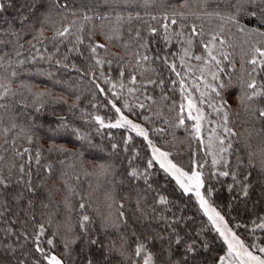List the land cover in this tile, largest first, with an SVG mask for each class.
Listing matches in <instances>:
<instances>
[{
  "label": "snow or ice",
  "instance_id": "snow-or-ice-1",
  "mask_svg": "<svg viewBox=\"0 0 264 264\" xmlns=\"http://www.w3.org/2000/svg\"><path fill=\"white\" fill-rule=\"evenodd\" d=\"M149 2L154 0H145V3ZM187 3L188 0H185L180 7H186ZM111 4L112 0H91V3L82 4L79 12L70 13L76 19L57 28L50 38L44 36L45 25L51 18V12H46L39 18L38 29L32 25V39L27 41L30 53L35 51L36 55L29 54L26 58H21L22 50L25 48L21 41L23 29L29 23L30 16L21 17V31H16L14 27L7 31L0 29V69H4V72L0 73L2 110L0 137L3 138V144H0V225H3L0 227V264H113L115 255L124 260H131V264H264V239H260L259 242L247 239L249 233L253 237L257 231L264 233V213L255 212L257 205L264 201V180L260 179L264 178V149L257 153L251 150L247 141L238 139L241 133L232 126L230 116L232 109L226 95L232 86V72L228 69L231 68L233 72L236 70L235 61L231 59L233 53L228 49L234 50L237 47L232 37L238 35L241 38L239 47L243 56L241 70L247 79L241 78V94L236 99L249 114V119L261 125L257 135L264 134V0H228V11L223 13L217 9L208 11L210 0H197L201 12L192 15H196L198 19L201 14L215 16L221 22L218 30L212 32L207 39L204 38L203 26L187 24L185 14L175 9L171 13L165 10L159 16L152 15L150 20L156 22L155 26L149 21H143L137 13L135 19L143 21L146 29L144 32L141 29L135 30V35L131 37V40L135 41L134 47L131 40L123 43L122 46L126 50L132 48L128 53L131 59L121 63L117 70L119 88L123 90L127 86L131 96L139 93L135 104L130 103L121 92L116 91L117 82H113V79L103 71L97 77L95 71L85 72L75 64L70 66L64 63L69 59L67 53L75 52L78 56H83L84 51L80 46L85 45L87 40L89 59L94 61L89 65L90 69L97 66L103 68L104 64L111 66L113 61L100 58L98 52V50L107 52L109 45L123 39L117 28L105 30L104 21L110 17L100 9ZM50 5L57 9L58 14L61 10H67V5L60 0H50ZM25 6L34 8L36 0H31ZM4 10L5 5L0 3V13ZM62 19L67 20L68 17L63 16ZM116 19L119 24L124 17L117 16ZM127 19L131 23L133 17L129 16ZM77 20L82 22L78 24ZM96 21L100 22L99 25ZM96 35L102 36L105 42L97 41ZM70 37L74 39L70 40ZM174 38L179 40L182 48V54L178 57L179 64L176 62L178 54L171 51L161 50L151 55L155 51L151 47L153 43L162 41L167 46ZM45 40L54 42L57 53L60 44L65 41L71 43L72 47L67 48L63 60H55L56 65L65 69L71 67L80 71L82 75L92 76V83L98 93L105 96L106 105L114 111L115 119L114 122H106L100 115L94 116L100 128L125 129L146 142L150 155L142 168L133 164L139 156V152H133L128 159L129 167L124 170L119 183L124 184L127 181L130 187L137 188L139 185L135 182L142 181L145 186L143 191L154 194L153 205L149 206L151 214L145 209L144 195L137 194L136 213L139 215L133 214V217H129L125 211V204L117 202L115 197L109 194V199L113 201L109 208L114 207L115 211L106 216L100 215L97 228L94 227L97 221L87 214V209L91 207L86 202L88 197L82 195L78 204L79 217L75 224H62L51 218L45 221L43 213L41 219H37L35 211L37 202L42 208H48L51 203L49 181L68 175L66 172L57 174L56 164L63 165L65 163L63 159H59L58 156L56 161H51L49 157L52 154H64L83 161L85 152L97 147L89 137L72 128L64 117H58L56 127H48L45 130L46 134L55 137L67 132L81 143L70 150L66 145H59L52 139L46 150L48 157L44 155L45 150L40 146L42 139L40 130H44V125L39 122V115L43 113L49 101L67 104V100L54 97L51 89L33 92V85L30 82L20 80L16 89H13L12 84L19 76L17 67H22L26 63H36L37 60L47 62L53 60V55H43L32 42L43 44ZM197 45L202 49L200 54L193 51ZM191 60L202 64L199 67L201 75L197 79L203 80L206 91H199V84L195 81L192 83V88L199 91L198 100L188 92L185 83L187 73L194 67L189 63ZM157 62L160 67H152ZM179 69H184L185 73L182 74ZM149 70L152 75H146ZM167 73L174 74L176 79H171ZM205 73L211 76V83L208 82ZM47 75L51 78L53 74L49 72ZM224 75L228 76L227 81L223 79ZM99 78H102L104 85L109 86L107 89L97 82ZM149 86H152V91L158 88L164 101H169L171 94L179 89L182 101L186 103L176 105L173 101L171 105L172 108H178L175 127H185L189 130L186 121H193L189 138L204 147V155L211 156L210 162L198 158L199 149L190 150L189 164L185 167L174 158L180 154L174 153L171 148L165 150L151 138L153 133H163L165 129L149 128L147 125L151 118L148 116H144V123L131 118L136 109L150 108V104L145 101L156 103L155 97L150 94ZM25 91L33 97L31 104L27 103ZM109 94L111 98H107ZM210 94H214V97ZM18 95L21 99L15 100ZM140 97H143V100ZM205 97H209L207 106L219 118L215 122L207 121L209 124L215 123V126L208 129L206 141L204 122L206 116L211 113L206 114L205 110L199 107L206 102ZM76 107L77 104L73 103L69 105V110ZM28 108H32L35 117L25 111ZM162 115V111L157 113L159 117ZM21 116L27 117L25 125L17 122ZM164 123L168 124L169 121L165 120ZM20 138L24 139L28 146L18 147L17 139ZM133 139L131 135L123 138L124 152L129 151L128 146L133 143ZM118 147L120 145L115 143L111 145L113 152ZM189 148L191 149V145ZM233 157L234 164L231 159ZM157 165L166 178L174 181L180 195L187 197L190 202L194 200L198 211L207 218L198 229L191 227L194 217L185 215L187 204H180L153 187L154 173L151 170ZM95 167L100 175L115 174V165L110 162L99 163ZM254 173L256 181L253 180ZM221 178L231 180L226 184L225 191L229 194V203L236 210L239 219L232 217L230 212L222 214L218 210L220 206L213 199L218 191L213 186V181L224 186L225 182ZM257 182L260 183L259 199L253 201L252 192ZM67 191L74 193L72 188H68ZM41 195H44L49 203L40 199ZM64 205L69 210L73 208L69 196H65ZM245 216L248 217L247 220L244 219ZM249 223L251 228L248 227ZM241 229L244 231L241 232ZM213 231L217 235L210 241L207 237ZM217 239L221 242L223 254H217L209 259V253L213 251Z\"/></svg>",
  "mask_w": 264,
  "mask_h": 264
},
{
  "label": "trees",
  "instance_id": "trees-1",
  "mask_svg": "<svg viewBox=\"0 0 264 264\" xmlns=\"http://www.w3.org/2000/svg\"><path fill=\"white\" fill-rule=\"evenodd\" d=\"M30 2L31 0H0V3L5 5V10L0 13V29L7 31L14 27L16 31H21V17L24 15L30 16V21L25 25L22 32L21 42L25 44V48L22 50L23 57L21 58H26L29 54L36 55L35 51H31L30 53V46L27 41L32 39V25H35V27L38 29L40 27L39 18L43 17L46 12H51V18L45 25L44 36L50 38L54 35V32L57 28H60L63 24L76 19V17H73L70 14L72 11L79 12L81 10V5L85 3H91V0H60L61 3L67 5V10H61L59 14L57 9L50 5V0H36V6L31 9L25 6ZM184 2L185 0H154V2L149 3H145V0H112L111 6L106 5L100 9L110 17L109 20L104 21L105 30L107 31L109 28H117L122 33L123 39L109 45L107 52L104 50H98L100 58L113 61L111 66L104 64L103 68L97 66L95 69H90L89 65L93 64L94 61L89 59V53L87 52L86 48L87 40L85 41V45L80 46L81 50L84 51V55L78 56L75 52L67 53L69 59L64 61V63H67L70 66L75 64L77 68L85 72L95 71L97 77H99L100 72L103 71L105 75L113 79V82H117L116 91L121 92L130 103H137L136 96H139V93H137L136 96H131L127 91V86L123 90L119 88L117 81V70L119 69L121 63L131 59L128 53L132 51V48L126 50L122 46L123 43L131 40V37L135 35L136 29H141L142 32L145 31L146 26L143 21H149L153 24V26H155L156 22L150 20L152 15L159 16L165 10L171 13L172 10L175 9L176 11L183 12L185 14L187 17V24L191 25L195 23L198 27L203 26L205 39H207L212 32L218 30V25L221 22L215 16H205L201 14L198 19L196 15H192V13L201 12V8L198 7L197 0H188L187 6L181 8L180 5ZM213 9H217L221 13L228 11V0H210L208 11H212ZM137 13L140 14V16L143 18V21H138L135 19ZM63 16H67L68 19H62ZM117 16L124 17V20L120 21L119 24L116 19ZM129 16L133 17L131 23H129L127 19ZM81 22L82 21L77 20L78 24ZM96 23L99 25L100 22L96 21ZM87 27L88 25H86V28ZM225 31H227V29H225ZM69 39L72 40L74 38L70 37ZM95 39L101 43L105 42L103 37L100 35H96ZM232 40L237 44V47L234 50L228 49V51L233 53L231 59L235 61L236 70L233 72L231 68L228 69L229 72H232V86L228 89L226 94L228 103L231 105L232 109L230 114L231 121L233 122L232 126L234 130L241 133V137L238 139L241 141H247V143H249L251 146V150L259 153L262 149H264V134L257 135V130L261 128V125L249 119V114L243 110L236 99V97L241 94V78L243 77L244 79H247V77L241 70V61L243 58L242 50L239 47L241 38L237 35L232 37ZM32 42L36 44V48L40 49L43 55H53V60L51 62L37 60L36 63H26L22 67H17L16 71L19 73V76L18 79L12 84L13 89H16L18 87L19 81L23 80L30 82L33 85V92L51 89L54 97H62L67 100V104L52 103L49 101L45 105L43 113L39 115V122L43 123L44 125V130H40V136L42 137L40 146H42L45 150L44 155L48 157L46 150L49 147L52 139H54L59 145H66L70 150L74 149L81 143V141L76 140L67 132L55 137H50L46 134L45 130L48 127H56L57 123L59 122L58 117H64L72 128L78 129L81 135L89 137L92 140V143L97 145L95 149H90L85 152L83 161L76 157L64 154H52L49 157L51 161H56L58 156L59 159H63L65 161L63 165L56 164L57 174L60 172H66L68 175L54 181H49L48 188L52 192L51 203H49L48 199L44 195H41L40 199H43L45 203H49V207L42 208L39 202H37L35 209L37 219L40 220L41 213H43V219L45 221L51 218L52 220L62 224H75L79 217L78 204L81 202L80 197L82 195L88 197L86 202L89 203L91 207L87 209V214L92 216L93 219L97 221L96 225H94V227L97 228L99 227L100 215L106 216L115 211L114 207L109 208V204L113 203V201L109 199V194L114 196L117 202L125 204V211L129 217H133V214L139 215L136 213L137 194L139 193L144 195L146 197L144 205L145 209L146 211H149V214H151L149 206L153 205L154 194L152 192L145 193L143 191L145 186L143 185L142 181L135 182L139 185L137 188L130 187L127 181H125L124 184L119 183V181L122 179L124 170L129 167L128 159L131 158V154L133 152H139V156L133 161V164L142 168L144 161L150 155V149H147L146 142L142 141L141 137H136L135 133L128 132L125 129L100 128V126L95 122L94 116L96 115H100L101 117L105 118L106 122L113 121L115 119V113L113 110H111L110 106L106 105L105 96L98 93V90L92 83V76L82 75L80 71H76L71 67L65 69L62 66L56 65L55 60H63V56L66 54L67 48L72 47L71 43L65 41L64 43L60 44L59 52L57 53L56 48L54 47V42L51 40H45L43 44H39L36 41ZM131 43L134 47L135 41L131 40ZM151 47L155 50L153 53H151V55H154L155 52H160L161 50L163 52L171 51L172 53L178 54L176 57V62L179 64L178 57L179 54H182V48L178 39L174 38L167 46H165L161 41L159 43H153ZM45 49H47V51H45ZM193 51L196 54H200L202 49L199 47V45H197L194 47ZM13 67H15V65H13ZM146 67L148 66L146 65ZM152 67L159 68V62H157L155 65H152ZM179 70H181L182 74L185 73L184 69ZM8 71L10 72L11 69L9 68ZM2 72H4V69H0V73ZM49 72L53 74L51 78H49L47 75ZM146 75H152L151 71L149 70ZM166 75L171 79H176L174 74L167 73ZM187 76L189 79V73H187ZM223 79L227 81L228 76L224 75ZM55 81H60L61 83L57 84ZM97 82H100L101 86L105 87L106 89L109 87L108 85L103 84L102 78H99ZM124 82L127 85L126 79ZM149 91L150 94L155 97L156 103L151 104L150 102L145 101V103L150 104V108L136 109L135 114L132 115L131 118L137 122L144 123V116H148L151 118L147 125L149 128L165 129L163 133H153L151 138L162 148L166 150L171 148L174 153L180 154L174 156V158L179 160L185 167H187L189 164L188 157L190 150L194 151L199 149L198 158L202 161L207 159L210 162L211 156L204 155V147L200 146L197 141L191 140L189 138L193 121H186L189 130H186L185 127H175V124L177 123L176 117L178 108H172L171 105L173 101L176 103V105L183 102L179 89L177 88V91L174 94H171V99L169 101H164L161 99L160 90L158 88L155 89V91H152V86H149ZM24 95L27 97V103L31 104L33 97L26 91L24 92ZM210 95L214 97V94ZM77 97H79L78 100ZM107 98H111L110 94ZM14 99L20 100L21 97L18 95ZM140 99L143 100V97H140ZM37 103H39V101H37ZM73 103L77 104V107L69 110V105ZM204 106L207 113H211L209 117L217 121L219 118L214 112H212V109L209 108L207 104ZM25 111L27 113H31L34 117L36 116V114L32 112V108H28ZM161 111L163 113L162 117L157 116V113ZM26 120V116H21L18 118L17 122L21 125H25ZM165 120L169 121V123L165 124ZM249 133H251V135H249ZM128 135L133 136L134 139L133 143L128 146L129 151L124 152L123 138L127 137ZM9 138H11V134ZM113 143L120 145V147H118L115 152H113L111 148ZM0 144H3L2 137H0ZM189 145H191V149L189 148ZM17 146L26 147L28 145L24 139L20 138L17 139ZM5 147H8V145H5ZM4 154L8 155V153ZM231 159L232 163L234 164V157ZM106 162H110L115 165L114 175L104 176L98 173L95 165ZM151 171L154 173L152 177L154 188H157L158 191L167 195L170 199L176 200L180 204L188 205L185 215L194 217V221L191 224L192 228L198 229L202 221L206 222L207 218L203 217V214L198 211L194 200L190 202L187 197L181 196L174 181H171V178H166L163 171L159 170L158 165ZM205 171L207 172V168ZM85 173H90V175H86ZM260 179L264 180V178ZM221 180L225 182L224 186L213 181V186L218 190L213 197L215 203L220 206L218 210H220L222 214L230 212L232 217L239 219L240 217L237 216L236 210L229 203L230 196L225 191L226 184L230 183L231 180L230 178H221ZM253 180H257L255 173L253 174ZM65 181L67 184H65ZM68 188L74 189V193H69L67 191ZM259 191L260 183L257 182L256 188L252 192L253 201L259 199ZM65 196H69L70 198V202L73 205L71 210L65 208ZM125 197L127 199H124ZM175 210L176 209H173V211ZM255 212L264 213V201H261L257 205ZM244 219L247 220L248 217L245 216ZM2 226L3 225H0V227ZM136 227L137 230H139V225ZM248 227L251 228V223H249ZM240 231L243 232L244 230L241 229ZM216 235L217 234L213 231L208 234L207 238L211 241L212 237ZM247 239L248 241L255 239L256 242H259L260 239H264V233L257 231L255 237L249 233ZM118 246L119 241H117V247ZM253 251H255V249H253ZM131 252L132 249L130 247V255ZM217 254H223V247L221 246V242L218 239L213 245V251L209 253V259ZM113 264H131V260H124L119 255H115L113 258Z\"/></svg>",
  "mask_w": 264,
  "mask_h": 264
},
{
  "label": "rangeland",
  "instance_id": "rangeland-1",
  "mask_svg": "<svg viewBox=\"0 0 264 264\" xmlns=\"http://www.w3.org/2000/svg\"><path fill=\"white\" fill-rule=\"evenodd\" d=\"M189 63L192 64L194 67L192 68V71L189 73V79H188V76H186L187 77V79H186L187 80L186 81V87L188 89V92H191L192 93L193 98L198 100V98H199V91H206V89L204 88V82H203V80L197 79V77H200V75H201L200 74V71H199V67H201L202 64L199 63L198 61H194V60L189 61ZM205 76H206L208 82L211 83L212 82L211 81V76L208 75L207 73H205ZM193 81H195L197 84H199V86H200L199 91H196V90H194L192 88ZM204 99H205L206 102L204 104H200L199 107L203 108L205 110L206 114H207V111H206L204 105L207 104V101H208L209 97H205ZM183 102L186 103V101H183ZM209 120H212V121L215 122V120L212 119V118H210L209 115L206 116V120L204 122V138H205V141L207 139L208 129L210 127H214L215 126V123L209 124L207 122ZM112 122H114V120Z\"/></svg>",
  "mask_w": 264,
  "mask_h": 264
}]
</instances>
